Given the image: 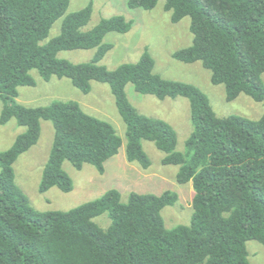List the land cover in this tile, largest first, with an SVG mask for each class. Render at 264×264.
<instances>
[{"label":"trees","instance_id":"16d2710c","mask_svg":"<svg viewBox=\"0 0 264 264\" xmlns=\"http://www.w3.org/2000/svg\"><path fill=\"white\" fill-rule=\"evenodd\" d=\"M161 0H128L129 9L153 10ZM170 22L190 19L192 44L172 54L184 64L199 62L214 86L225 88L227 102L241 94L264 103V0H164ZM69 0H0V125L15 119L24 127L12 146L0 153V264H250L247 242L264 247V114L257 120L218 117L208 97L195 85L154 72L147 49L136 63L114 70L101 65L113 49L103 43L109 33L127 34L133 22L116 15L83 31L92 3L67 14ZM60 33L51 39L54 24ZM95 49L86 63L74 64L58 53ZM36 71L46 82L66 78L83 94L92 83L106 84L125 124L124 140L109 122L87 114L75 101L47 106L20 104L19 87H35ZM136 93L189 102L192 132L185 153L177 151V133L164 120L142 115L127 97ZM51 122L54 137L39 192L73 190L63 169L85 164L105 174L106 164L123 144L129 163L151 166L143 142L165 154L162 164L179 167L176 181L192 184L189 225L168 229L162 210L178 195L130 193L122 202L117 189L69 211L39 212L15 182L14 163L34 147L41 122ZM107 213L111 224L93 220Z\"/></svg>","mask_w":264,"mask_h":264},{"label":"rangeland","instance_id":"374dc122","mask_svg":"<svg viewBox=\"0 0 264 264\" xmlns=\"http://www.w3.org/2000/svg\"><path fill=\"white\" fill-rule=\"evenodd\" d=\"M128 0H69L67 14L79 11L92 3V14L83 31L94 28L102 19L120 15L133 22L127 34L109 33L103 43L111 44L113 49L101 61V65L114 70L122 64L136 63L145 49L155 61L154 72L169 80L193 84L209 99L211 107L218 117L231 115L257 120L264 114V103H257L241 94L236 100L227 102L225 88L211 84L209 71L197 62L184 64L172 58V54L192 44L193 36L189 30L190 19L184 18L178 24L170 22V13L163 10L165 1L161 0L151 11L129 9ZM62 20L51 29L49 39L60 33ZM92 50H72L58 53V58L74 64L89 62L94 54ZM31 75L35 87H19L17 101L28 107H41L53 101H75L87 113L111 123L124 140L123 123L115 99L106 84L92 83L89 94L76 89L70 80L53 77L44 81L36 71ZM264 82V75H263ZM126 93L131 104L142 115L164 120L177 133V151L185 153V142L192 132L189 102L185 98L165 99L160 101L150 95L135 92L128 84ZM4 102L0 100V115ZM25 128L12 119L8 124L0 125V153L7 151L16 137L25 132ZM54 137L51 122H41V135L38 143L21 155L14 163L15 182L27 196L30 205L39 212L69 211L78 206L102 197L108 190L117 189L122 202L128 200L130 193L161 195L166 191L175 192L178 201L173 206L162 210V217L168 229L178 225H189L192 217V199L194 196L191 183L180 185L176 181L179 167L163 165L164 153L151 142L144 141L143 148L151 161L148 169L137 163H129L125 157V140L120 153L106 164V172L100 175L95 167L85 164L82 170H76L65 162L63 169L73 181V190L63 193L58 188H51L41 194L39 186L42 172L47 164ZM100 228L107 229L111 220L105 213L93 220ZM250 264H264V247L255 241L247 242Z\"/></svg>","mask_w":264,"mask_h":264}]
</instances>
